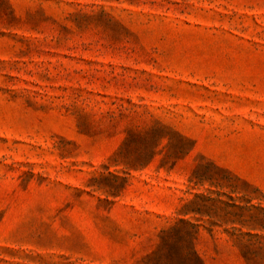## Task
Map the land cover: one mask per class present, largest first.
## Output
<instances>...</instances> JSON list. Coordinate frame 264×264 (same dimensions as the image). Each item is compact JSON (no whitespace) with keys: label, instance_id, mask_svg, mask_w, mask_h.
<instances>
[{"label":"rangeland","instance_id":"374dc122","mask_svg":"<svg viewBox=\"0 0 264 264\" xmlns=\"http://www.w3.org/2000/svg\"><path fill=\"white\" fill-rule=\"evenodd\" d=\"M0 264H264V0H0Z\"/></svg>","mask_w":264,"mask_h":264}]
</instances>
